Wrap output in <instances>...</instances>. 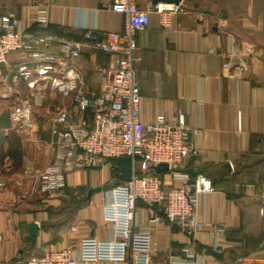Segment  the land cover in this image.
Listing matches in <instances>:
<instances>
[{"label":"crops","instance_id":"obj_1","mask_svg":"<svg viewBox=\"0 0 264 264\" xmlns=\"http://www.w3.org/2000/svg\"><path fill=\"white\" fill-rule=\"evenodd\" d=\"M112 2L0 0V12L15 15L26 31H32L38 8L48 6L50 32L84 45L78 68L86 89L99 92L107 86L99 69L113 58L93 49L85 36L90 29L103 34L124 31L126 18L112 11ZM138 3L141 8L152 6L148 0ZM185 3V12L171 15L167 26L152 12L149 26L138 32L141 121L149 124L160 115L171 119L181 113L198 131L194 140L199 155L175 171L189 172L192 179L204 173L213 181L215 191L203 198L200 213L207 222L225 225L227 234L220 242L227 246L216 251L213 234L200 233L193 241L175 224H156L151 226V264L183 260L182 248L187 245L196 251L195 264H237L242 254H249L243 264H264V212L258 198L264 178V0ZM247 46L253 51L247 53ZM50 51L59 55L58 49ZM24 59L21 52L11 53L4 73H13ZM7 87L0 84V105L7 104V109L0 108V171L44 170L53 157L54 119L34 115L33 130H19L12 118L17 93L3 98ZM29 93L22 82L19 94ZM49 95L58 101L57 108L72 103L70 98ZM85 117L93 123L91 110ZM160 175L165 188L182 186L174 172ZM21 179L0 192V264H20L19 259L32 251L28 237L32 222L39 224L33 246L37 255L44 246L72 247L83 252L80 264H109L97 260L96 245L115 238L103 216L106 190L116 182L110 163L68 174L65 198L42 195L32 178ZM150 215L139 203L136 220L147 222Z\"/></svg>","mask_w":264,"mask_h":264},{"label":"built area","instance_id":"obj_2","mask_svg":"<svg viewBox=\"0 0 264 264\" xmlns=\"http://www.w3.org/2000/svg\"><path fill=\"white\" fill-rule=\"evenodd\" d=\"M111 9L125 16L124 31L103 34L90 29L85 36L93 49L113 58L109 66L99 69L107 79L106 88L99 92L86 89L78 68L84 45L50 32L48 6L38 8L32 31H26L15 15H0V84L8 86L3 98L17 93L12 101L15 126L23 131L33 130L34 113L49 92L72 101L70 106L59 107L53 120L50 164L41 171L28 169L25 176L33 179L40 194L52 195L66 188L70 173L101 168L107 163L115 173L119 167L111 161L131 157L134 169L131 180L116 182L106 190L103 216L113 226L115 238L97 243V260L109 264H151L154 251L151 226L165 223L177 225L193 241L200 233L213 234L217 243L214 249L221 251L227 246L220 242L227 228L219 222H207L200 213L203 198L215 191L213 181L204 173L192 179L189 172L175 171L199 155L194 140L198 131L191 128L181 113L171 119L160 115L149 124L141 121L138 32L149 26L152 12L158 13L161 23L167 26L171 15L185 12L186 3H159L141 8L138 0H113ZM51 49H58L59 55L51 53ZM245 51L250 53L253 48L247 46ZM13 52H21L25 59L13 73L5 74L3 67ZM228 66L226 63L225 67ZM22 82L28 85L27 96L19 94ZM88 110L94 114L93 123L85 117ZM139 161L143 163L140 172ZM161 163H167L170 171L182 178L181 187L167 189L160 174L151 173V168ZM7 186L8 182L0 178V192ZM258 198L264 212V180ZM139 203L151 214L147 222L136 220ZM41 249L40 255L32 256L25 264L83 261L80 249L47 246ZM182 254L183 260L171 259L169 264H195L197 254L193 245L183 247ZM244 260L239 258L237 264H243Z\"/></svg>","mask_w":264,"mask_h":264},{"label":"water","instance_id":"obj_3","mask_svg":"<svg viewBox=\"0 0 264 264\" xmlns=\"http://www.w3.org/2000/svg\"><path fill=\"white\" fill-rule=\"evenodd\" d=\"M149 2H151L152 6H156L159 3H175L178 4L182 1L185 0H148ZM192 1V0H190ZM208 13H211L210 11H208ZM221 17H223V14H220ZM118 162V167L120 169V174L118 175L119 180L121 182H128L131 180L132 176H133V160L131 157H121L117 159ZM170 167L167 163H161L157 166H153L151 168V173L152 174H161L163 172L169 171ZM97 190H101V188H98ZM95 191V190H92ZM39 230V224H37L36 222H32L29 224L28 226V231H29V239L32 242V247L35 245V237L36 234Z\"/></svg>","mask_w":264,"mask_h":264},{"label":"rangeland","instance_id":"obj_4","mask_svg":"<svg viewBox=\"0 0 264 264\" xmlns=\"http://www.w3.org/2000/svg\"><path fill=\"white\" fill-rule=\"evenodd\" d=\"M50 94L52 93V92H49ZM49 93L47 94V96L49 97L50 95H49ZM54 94V93H53ZM56 95V94H55ZM4 103V102H3ZM2 103V105H0V108H2V110L3 109H7V104L6 103H4L3 104ZM58 103V101L56 100H54L53 98H48L44 103H43V105L42 106H40V107H38L37 109H36V114L34 113V115H37V116H39V118L38 119H42V120H44V121H50L51 119H54L55 117H56V114H57V112H58V109H59V107L57 108V105L59 104H57ZM8 105H9V103H8ZM41 116V117H40ZM34 120V119H33ZM16 167H18L19 168V164H17V165H15ZM142 166H143V163L142 162H138V164H137V169H138V171L140 172L141 171V169H142ZM170 171V170H169ZM22 175V176H21ZM0 178H3V179H5L7 182H8V186H7V188L10 186V185H12L13 183L14 184H17L18 182H20V181H18V180H22L21 178H23V179H31V178H28V177H26L25 176V173H24V171L23 172H20V173H17V174H13L12 172H10V173H7V172H3V171H0ZM16 180V181H15ZM34 182V181H33ZM6 188V189H7ZM34 188H35V190H37V186H36V184H34ZM38 191V190H37ZM39 193V192H38Z\"/></svg>","mask_w":264,"mask_h":264},{"label":"trees","instance_id":"obj_5","mask_svg":"<svg viewBox=\"0 0 264 264\" xmlns=\"http://www.w3.org/2000/svg\"><path fill=\"white\" fill-rule=\"evenodd\" d=\"M7 14H9V13H7V12H0V15H7ZM51 28V27H50ZM105 53V52H104ZM111 163H113L115 166H117L118 167V162H117V159H113L112 161H111ZM119 171H120V169H117L116 170V172L114 173V177L116 178V182H120V180H119V177H118V173H119ZM167 172V171H166ZM161 176V175H160ZM263 180H264V178H263ZM263 180H262V182H263ZM116 182H114L113 184H110V186H108V188L109 187H112ZM262 182H261V184H260V188H259V192H260V190H261V186H262ZM56 195H62V197H64L65 198V196H66V193H65V189L64 190H61V191H59V192H57V193H55V194H52V195H47V196H56ZM79 204H81V203H79ZM34 249H35V247H32V251L31 252H29L27 255H23L22 256V258H20L19 259V261H18V263L19 262H21L20 264H25L26 263V261L28 260V259H30L32 256H34V255H37L35 252H34ZM247 255H249V254H242V255H240L239 256V258H243L244 256H247ZM238 258V259H239Z\"/></svg>","mask_w":264,"mask_h":264}]
</instances>
